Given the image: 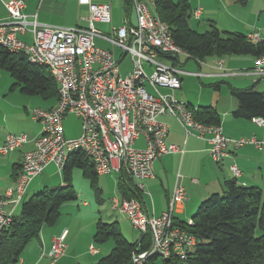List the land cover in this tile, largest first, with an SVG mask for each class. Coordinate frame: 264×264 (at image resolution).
Listing matches in <instances>:
<instances>
[{
	"label": "built area",
	"instance_id": "obj_1",
	"mask_svg": "<svg viewBox=\"0 0 264 264\" xmlns=\"http://www.w3.org/2000/svg\"><path fill=\"white\" fill-rule=\"evenodd\" d=\"M0 1L8 15L5 21L0 20V44L11 52L24 54L33 64L47 66L58 84L57 104L49 109L36 108L32 113L33 120L41 124V132L35 139V148L23 154L22 171L15 185L0 195V230L13 222L14 208L23 202L28 186L47 166L55 164L62 174L70 154L82 151L92 160L97 175L119 173L136 195L129 199L118 192L112 200L113 210L126 215L141 237H150L149 250L135 253L133 264H144L153 256L186 261L198 240L177 224L175 213L188 199L180 175L168 209L160 216L148 213L141 200L143 181L155 177L154 163L166 155L185 152L183 147L166 142L169 126L160 117L172 116L187 137L206 140L217 164L223 163L232 150L248 144L262 148L264 141L227 137L220 124L197 120L196 108L161 92L182 88L180 76L184 71L175 63L180 64V55L187 53L175 43L170 26L151 10L149 3L154 4V0H133L130 12L135 14L136 22L124 17L122 26L112 27L111 36L94 25L112 23L109 3L78 0L88 7V26L59 27L40 23L37 15H28L23 0ZM200 15L201 8L193 11L194 18L199 19ZM28 34L31 42L21 37ZM97 39L112 48L98 46ZM248 39L261 41L258 33L248 34ZM118 49L123 51L119 57ZM127 55L131 56L133 68L123 76L120 67ZM170 57L174 58L172 64L165 61ZM223 64V58L215 61L218 70H224ZM263 66L264 57L258 59L255 70L246 74L264 77ZM70 114L82 121V134L75 139L66 138L64 131V120ZM253 122L264 125L262 117L253 118ZM141 137L145 138V147L137 148L135 143ZM29 141L25 133L10 134L0 145V155L14 152ZM230 169L236 179L242 175L236 163ZM187 222L193 225L192 219ZM66 249L64 237H55L48 254L49 264H58ZM89 251L99 253L96 245H91ZM17 264L24 261L20 258Z\"/></svg>",
	"mask_w": 264,
	"mask_h": 264
},
{
	"label": "trees",
	"instance_id": "obj_2",
	"mask_svg": "<svg viewBox=\"0 0 264 264\" xmlns=\"http://www.w3.org/2000/svg\"><path fill=\"white\" fill-rule=\"evenodd\" d=\"M132 5L133 0H123L125 16ZM154 6L155 15L170 26L175 43L187 53L188 59L202 63L211 57H264V40L252 42L248 34L222 31L215 23H211V28L205 32L194 29L190 0H154ZM0 70L14 79L12 90L18 88L24 95L39 96L46 101L58 100V84L47 66L33 64L24 54L11 52L1 44ZM231 94L239 104L233 113L235 117L264 119V93L253 88H232ZM194 108L197 120L221 124L220 114L214 106ZM75 169L82 170L97 194L101 192L92 160L82 151L70 154L62 173L63 184L46 187L24 200L13 222L0 230V264H17L29 243L40 237L43 227L58 221L62 205L78 199L73 185ZM127 182L123 177L119 178V192L129 199L136 197ZM192 220L193 225L180 219L177 224L196 236L195 249L186 261L162 259L165 264H264V188L240 185L235 179L228 181L223 193L212 194L202 202ZM96 226L94 242L104 244L112 239L114 246L95 264H130L135 253L150 248L149 236L130 243L123 236L118 222L98 220ZM158 259L153 256L144 264H155Z\"/></svg>",
	"mask_w": 264,
	"mask_h": 264
},
{
	"label": "crops",
	"instance_id": "obj_3",
	"mask_svg": "<svg viewBox=\"0 0 264 264\" xmlns=\"http://www.w3.org/2000/svg\"><path fill=\"white\" fill-rule=\"evenodd\" d=\"M23 1L25 2V12L28 15H37L40 23L59 27L88 26V22L85 20L89 14L88 7L80 5L78 0ZM91 1L96 4H111L113 14L112 0ZM190 3L193 11L201 8V15L197 20L206 19L210 23H215L216 26L220 25L221 18L217 17L215 8V6L219 7L216 0H210V2H208V0H190ZM223 3L226 6V10L229 12H223L219 8V13L222 16L224 14H228L227 17L231 23H233L234 20H238L241 21L243 25H248L246 20L243 21L237 19L235 13L240 9L245 8L249 4V0H223ZM263 8L264 0H260L259 5L255 7L254 11L252 10L254 15L257 16L258 14L259 19L262 16ZM79 9L86 10V14H82L78 18L77 11ZM127 17L132 23H135L132 21L130 14H128ZM0 18H3L1 12ZM4 18L2 20H4ZM230 27L232 28L224 27V29L227 30H224L222 27L221 30L228 32H238L232 31L233 29H236L235 27L237 26ZM244 29L247 28L245 27ZM260 29V27H253V30H248V34L258 33L260 40H264V32H261V30L264 31V28L261 30ZM28 35H25L24 37H28ZM97 41H99L100 44H98ZM101 43L108 44L99 39L96 40V44L98 46L105 49H111L109 48L110 46L104 47ZM248 56H242L241 58L232 56L224 57L223 71L216 68L215 62L213 63V61H216L217 58L214 57V60L210 59L211 64H209L207 60L206 62H202L204 63V66H200V70L197 72V74H201L198 76L200 79L204 77L212 80L227 78L229 80L230 86V97H228L229 101L223 102L222 100H219L218 96H216L214 97L215 102H209L211 104H208L207 102H204L206 103L204 104L200 98L199 100L201 103H199L197 106L187 102L186 103L194 107H199L202 105L214 106L220 114V125L222 126L223 132L227 137L239 139L250 138L254 136L256 139L264 141V125L258 126L253 122V120L237 118L234 116L233 113L238 109L239 104L236 98H234L231 94L232 88H253L254 91L264 93V77H258L253 74H246L248 76L247 78L222 77L228 75L234 76L232 74L234 73V70L230 69L234 66L246 67L249 71L255 70L258 66V59L253 56ZM204 67L205 69H203ZM187 73H191L193 75L192 72ZM217 84V88L221 89L220 83ZM10 91L15 92L17 91V88L14 90L10 88ZM3 93L4 92H0V145L6 141L7 136L10 134L16 135L25 133L29 136L30 141L24 145V147L14 152H11L7 155H0V195L5 193L8 188L15 185V181L22 171L23 154L35 148V139L38 137L41 131V124L35 122V124L40 127L38 134L35 135L30 128L32 122L28 120V117L25 114H22L21 106L11 104L9 101H7V98L5 97L6 95ZM19 94H21V92H19ZM47 102L48 104L44 106V109L52 108L57 104V100H47ZM9 110H12L14 113L11 114ZM11 115H14V117L11 118ZM160 120L167 123L169 126V134L166 138V142L168 144H176L183 147L185 152L169 154L158 159L154 163L155 177L153 179H146L143 181L145 185V191L141 194V200L145 210L148 213L160 216L168 209V203L172 196L179 175L180 183L184 187L188 197L183 208L175 213L177 220L180 219L182 221H189L192 219L195 215V211H198L202 202H204L210 195L215 193H223L226 190L228 181L235 179L240 185L264 188V147L258 148L254 144L245 145L244 147L235 151L232 150L230 156L226 158L223 163L217 164L213 161L210 155L209 144L206 140L199 139L195 136L187 137L182 125L176 118L172 116H162L160 117ZM26 121H29V123H24ZM135 147H145V138L141 137L138 139L135 143ZM233 163H236L242 171V175L237 179L234 177L230 169V166ZM49 167H53L55 172L57 171L59 174L55 164H50L45 168V170ZM45 170L40 176L36 177L30 183L23 201L26 200L27 197L29 198L33 196L46 187H57L56 179L45 174ZM99 176L100 175H98V177ZM37 178H40V180L37 181ZM61 180L63 184V178H61ZM78 193V197H86V194L82 190L81 192L78 190ZM78 199L67 202L62 205V207L70 204L65 208L72 206L79 212H81L83 208H89L86 202H84L83 206L81 207V201ZM16 208L13 210L15 216ZM74 223L75 216L65 213V215L60 217L55 224L45 225L40 233V237L31 241L21 256L24 264H49L50 260L48 254L51 249L53 239L60 236L64 237L67 249L65 254L58 260V264H81L83 261L85 262L91 260L93 257L95 258L100 255L102 253V249L99 247H97L99 249V253L96 255L91 254L89 251L90 246L95 245L92 243L94 240V231H96L93 225H90L89 223L86 225H83L82 223L80 225ZM80 241H82V244ZM109 251L111 252L110 249L108 252ZM88 253L90 255H88Z\"/></svg>",
	"mask_w": 264,
	"mask_h": 264
},
{
	"label": "rangeland",
	"instance_id": "obj_4",
	"mask_svg": "<svg viewBox=\"0 0 264 264\" xmlns=\"http://www.w3.org/2000/svg\"><path fill=\"white\" fill-rule=\"evenodd\" d=\"M259 1L260 0H249V4L245 8H242L238 12L235 13V16L237 17V19L243 20V21L246 20L248 25H243L242 22L238 20H234L233 23H231L228 20V17H227L228 14L225 15L223 13L224 15L222 16L219 13V8L223 12H226V13H228L229 11L226 10V6L224 5L223 0H216V2L219 5V7L215 6L217 17L221 18L220 25L217 27L219 29H222L223 27L224 29V27L232 28L230 26H237L235 27L236 29H233L232 31L244 32L246 34H248V30L249 31L253 30V27H257V28L260 27L261 29H263L264 28V8L262 9L263 13L260 19L258 17V14L256 16L253 13L255 7L259 5ZM208 2H210V0H208ZM112 3H113L112 4L113 5L112 23L106 24L103 22H97L95 24V27L98 30H100L104 34H108L109 36H111L112 27L122 26L124 24V17H126L128 14H131L130 11L128 12V14H126V16L123 13V5H122L123 0H112ZM149 6L151 10L155 12L154 4L149 3ZM0 12L3 18L6 16L3 20L5 21L7 19V11H5V8L1 3H0ZM77 12H78L77 13L78 18L82 14H86V10L84 9L83 10L79 9ZM3 18H0V20H2ZM131 18L133 22H136L135 14H131ZM191 25L194 29L198 30L199 32H205L211 28L210 27L211 23L207 21L206 19L197 20L194 17H192L191 19ZM245 27L247 29H244ZM224 30H227V29H224ZM261 32L263 33L264 31L261 30ZM21 37L23 39H27L29 42L32 41L31 35H28V37H24V36H21ZM97 42L98 44H100L99 41ZM101 44L104 47L110 46L109 43L108 44L101 43ZM109 48H112V46H110ZM122 53H123L122 50L120 49L117 50L118 57ZM232 57L241 58L242 56L232 55ZM243 57H246V56H243ZM180 59H181V63L180 64L175 63V64L179 66L181 70L184 71V74L180 76V78L182 79V89L180 90L161 89V92L166 93V94H172L177 99L190 103L195 106L199 105L201 101L203 103L207 102L208 104H211L209 102H215L214 97L216 96H218L219 100H222L223 102L229 101L228 97H230V86H229V80L227 78L212 80V79H207L206 77H204L200 79L197 76V72H199L200 66H204V63H198L194 59H188V56L186 55H180ZM210 59L214 60V57L206 59L209 64H211ZM165 61L168 64H172V60L167 59ZM214 62L215 61H213V63ZM132 68H133V64L131 61V56L127 55L125 56V58L123 59L121 63L120 69H121L122 75L126 76L132 70ZM203 69H205V67ZM230 69L234 70L233 71L234 73H232L234 76L228 75V76H222V77L247 78L248 76L246 75V73L251 72L247 70L246 67H241V66H234ZM187 72H192L193 75ZM14 82H15L14 79L6 71L0 70V92H4L3 94L6 95L5 97L7 98V101H9L11 104L21 106L22 114H25L28 117V120L32 122V124L30 125V128H31V131L36 135L38 134L40 127L37 124H35V121L32 118V113L34 109L36 108H44V106L48 104V102L43 100L39 96H28L22 93L19 94L20 90L18 88H17V91L15 92L10 91V88ZM217 83H220L221 89L217 88L218 87ZM199 98L201 101L199 100ZM9 112L11 114L14 113L12 110H9ZM13 117L14 115H11V118ZM29 121H26L24 123L28 124ZM63 126H64V131L66 134V138L68 139L78 138L82 134V121L80 118H78L74 114H70L65 118ZM45 174L56 179L57 187H59L62 184V180H61L62 174L60 173L58 174L57 171L55 172V169L53 167L47 168L45 170ZM119 177H120L119 173H113L110 175H100L98 177V188H100L101 192L100 193L98 192L97 194V191H95V189L92 188L89 179H87L83 175L82 171L80 169H75L73 171V185L77 193H78V190L80 192L82 190L86 194V197H83V198L78 197L79 198L78 200L81 201L80 202L81 207L83 206V203L86 202L89 208L87 209L83 208V210L79 212L76 209H74L72 206L65 208L67 205H70V204H67L66 206L60 208V212H61L60 217L64 216L65 213H69L75 216L74 224L80 225L82 223L83 225H86L87 223H89L90 225H93L95 230H96V224L98 220H101L106 223L118 222L123 236L130 243L132 244L135 243L141 237L139 231L133 227L129 219L124 214L120 213L119 211H115L112 208V200L117 196V193L119 192L118 185H117ZM38 180H40V178H37V181ZM29 198L27 197L26 200ZM20 211H21V204L17 206L15 210V214L18 215ZM196 212L197 211H195L194 214H196ZM80 243L82 244V241H80ZM92 243L95 244L100 249H102V253L95 258L93 257V259L91 260H88L85 262L83 261L81 264L97 263L99 260L107 256L110 253V251L108 252V250L109 249L112 250V247L114 246V242L112 239H110L108 242L104 244H96L94 240L92 241ZM88 255L90 254L88 253ZM155 264H165V263L163 262L162 258H160L157 261H155Z\"/></svg>",
	"mask_w": 264,
	"mask_h": 264
},
{
	"label": "water",
	"instance_id": "obj_5",
	"mask_svg": "<svg viewBox=\"0 0 264 264\" xmlns=\"http://www.w3.org/2000/svg\"><path fill=\"white\" fill-rule=\"evenodd\" d=\"M130 264H133V261Z\"/></svg>",
	"mask_w": 264,
	"mask_h": 264
}]
</instances>
